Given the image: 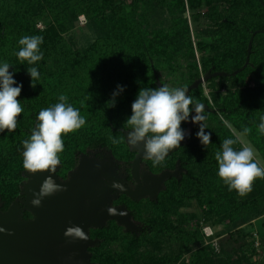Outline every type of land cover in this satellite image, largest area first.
Masks as SVG:
<instances>
[{
    "label": "trees",
    "instance_id": "1",
    "mask_svg": "<svg viewBox=\"0 0 264 264\" xmlns=\"http://www.w3.org/2000/svg\"><path fill=\"white\" fill-rule=\"evenodd\" d=\"M187 8L196 25L195 43L184 16ZM81 13L88 17L87 29L93 37L86 46L79 45L70 32ZM40 20L45 22L44 28L38 27ZM25 35L43 37V59L35 65L21 62L14 55L19 51V39ZM156 57L166 72L173 71L181 57L190 59L188 85L209 69L211 73L229 74L208 81L213 87L217 80L221 85L225 80L230 84L227 93L220 97L213 90L214 105L226 113L240 132L245 127L251 129L246 137L264 156V134L258 131L264 118V0H0V64L8 62L12 66L9 71L16 81L14 86H23L18 99L24 105L17 128L0 132V208L7 210L21 196L25 170L22 142L38 123L40 110L58 103L61 94H66L68 102L86 117L84 127L62 137V169L75 166L78 154L88 146H107L115 154L123 157L127 152L125 158L132 157L124 143L113 144L110 136L124 134L123 125L132 115L131 105L140 89L158 88L152 70V58ZM248 57L249 64L245 66ZM28 67H37L40 73L35 87L31 86ZM251 80L257 81L254 88ZM118 85L124 90L112 106L110 101ZM189 95L210 105L202 85ZM204 115L207 121L219 120L217 112ZM186 124H181L184 131ZM197 133L172 154L181 152L177 158L188 172L167 184L158 201L150 202L147 215L133 200H124L144 223L139 234L125 233L115 222L92 232L100 237L98 247L91 249L94 260L107 264H175L192 244H198L189 264L250 261L243 246L233 247L221 256L215 254L210 245L204 244L199 229L185 226L197 213H184L181 208L194 204L212 224L224 219L237 224L243 214H264V186L260 179L243 197L235 190L229 191L218 176L215 160L223 140L214 135L209 144L203 145ZM241 146L235 145L237 149ZM172 214L178 216L177 220L171 218ZM30 215L25 212L26 218ZM236 233L246 240L248 234ZM116 239L122 241L123 249L112 254L106 246ZM150 240L155 243L153 250L142 251ZM165 240L180 246L163 251Z\"/></svg>",
    "mask_w": 264,
    "mask_h": 264
},
{
    "label": "rangeland",
    "instance_id": "2",
    "mask_svg": "<svg viewBox=\"0 0 264 264\" xmlns=\"http://www.w3.org/2000/svg\"><path fill=\"white\" fill-rule=\"evenodd\" d=\"M80 16H85V20L83 22L80 21ZM184 16L188 19L191 37L195 43L197 39L196 25L192 17V12L189 8L186 9ZM44 24L45 22L40 20L38 22V27L44 28ZM87 24L88 17L86 14L81 13L78 16L74 27L70 31L71 34L76 37L78 44L82 46H86L93 40L92 34H90L87 29ZM157 25L160 24L157 23ZM183 53L184 52L181 51L180 54ZM196 56L199 67L203 69L200 60V53L197 51ZM157 60L158 57L152 58V70L156 76L158 87L164 84H167L169 87H186L187 89L191 87L187 93L189 95L193 89L198 88L200 85L203 86L205 95L210 99V105L204 104V113L217 112L219 114V120L217 122L210 120H204L202 122L206 125V134L211 133V137H214L215 135L221 140H224L227 136L236 138L237 134L242 133L228 118L226 113L214 105V101L211 97L213 90L215 92H219V97L221 94L227 93L230 84L227 80H225L224 84L221 85L217 80L216 84L214 83L215 87H213L212 84L208 82L209 79L217 76L227 77L229 74L217 72L211 73V69H209L205 73L202 72L199 78L195 79L190 85H188V64L190 59H183V57H181L178 60L180 64L175 67L173 71L168 69L167 72L164 70L162 65H159ZM233 75H235V73H233ZM250 86L253 88L257 86V81L251 80ZM194 115L195 111L193 109V112L188 120L190 125L189 134L185 136V139L182 141L180 147L189 143L190 136L193 135L194 132L199 131V125L191 122L192 116ZM188 123L186 124L187 127L185 131L188 129ZM123 132L126 137L127 130L125 129ZM241 139L244 143H250L256 149L258 153L257 159L260 161L261 166H264V156L246 136H243ZM199 142L201 141L199 140ZM124 147L128 149V152H131L132 157L125 158L127 152H125V154L123 153V157L120 156L121 154H115L113 150L107 146H100V149L98 146H88L87 150L85 149L84 151H80L78 154L79 159H77L75 166L72 168L62 169L59 165L54 174L49 172L32 174L27 172V170H24L23 180L21 182V196L13 202L14 205L11 210L10 207L7 210H2L0 208V226L6 231H11L10 233L15 234L12 241L18 248L21 247L19 244L23 241L18 236H24L28 242H31L29 243L31 245H42L44 248L45 245L50 243L49 245H51V248L57 252L58 236L55 231H53L50 238L47 240L41 235L45 233L43 229L48 219L49 224L52 227L54 226L53 224L55 223V219L63 215V213H59V215H51L50 218H48L51 213L55 214L56 212H60L61 202L64 201L67 203L65 210L68 214L69 221L75 222L77 220H83L88 216L105 189L111 187L113 182H119L131 191L136 190L137 186L134 172L135 160L137 155L140 152H143V145L133 148L125 141ZM95 148L97 149L94 150ZM179 148L171 150L168 154V160L163 161L162 164L155 167L153 166L151 160L143 158V153L138 161L140 176L139 193L136 195H129L119 190H114L109 193L104 204L92 221L84 226H80L87 235V240H74L68 237V248L71 253H73L74 259H77L82 254H87L91 264H107L93 259L94 253L91 249L98 247L100 244V237L93 235L94 233L92 232L98 228L105 227L110 222H115L125 233L139 234L143 230L144 223L142 219L135 217L133 211L128 208L124 200H126V197L131 201L133 200L134 205H137L142 214L147 215L150 209V202L158 201L161 191L167 187V184L172 179L180 180L183 175L188 172V169L182 165L180 158H177L181 152L174 154V156L172 155ZM91 151L92 154L90 153ZM93 151L98 153L95 154ZM100 152L104 154L103 157L98 155ZM50 174L53 175V179L56 183L62 185L67 189V191L58 192L52 196L45 197L42 200L40 207H34L31 204V200L34 198L33 193L39 192L42 182ZM260 181V183L264 186V179H260ZM109 207H114L118 212L123 211L127 214L124 216H110L107 211ZM26 211L31 214L28 218L25 217ZM181 212L197 213V216L187 220L185 226L189 230L199 229L204 236V244L210 245L215 254L221 256L224 255L225 251H231L233 247L237 249L243 246L250 259L249 262L247 261L243 264H264V214L256 217L243 214L237 224L231 223L228 219L212 224L205 219L202 210L196 204L182 207ZM171 218L177 220L178 216L176 214H172ZM61 222L62 220H58L56 222V226H59ZM205 227L212 228L214 232L212 236H206L204 232ZM236 232H244L245 234H248L246 240L244 241V239L241 238V234L239 236ZM47 234L48 233H46L45 236ZM232 234L233 236H231ZM37 235L41 239H39ZM40 240L41 244L39 243ZM154 245L155 243L150 240V242L148 241V245H146L148 247H144L142 251L146 250V248L153 250ZM197 245L198 244H192L191 249L184 252L180 260L176 261L175 264H189L193 252L198 248ZM163 246L165 248L163 251H169L171 249H178L180 244L165 240V244ZM106 247L111 250L112 254L118 253L123 249L122 241L119 239L111 241ZM8 250L12 251L11 256H9ZM21 255L22 251H17L16 249L11 250L8 244L7 246L4 245L2 237L0 236V264H36L35 262H26L27 257ZM8 256L10 260L13 258V261H7Z\"/></svg>",
    "mask_w": 264,
    "mask_h": 264
},
{
    "label": "clouds",
    "instance_id": "3",
    "mask_svg": "<svg viewBox=\"0 0 264 264\" xmlns=\"http://www.w3.org/2000/svg\"><path fill=\"white\" fill-rule=\"evenodd\" d=\"M19 51L14 53L21 62L35 65L43 59L40 46L43 37L40 35H25L18 41ZM12 67L8 62L0 64V132L14 131L18 126V117L24 112V105L18 99L22 85H16L13 74L9 71ZM27 72L32 79V87L40 78L37 67H28ZM121 86L113 93L111 105H115V97L123 92ZM186 87H169L167 84L158 88H142L137 98L132 103V115L126 120L123 127L127 136L118 134L110 136L113 144L125 141L133 148L143 145V158L151 160L153 166L162 164L171 150L180 147L185 139L186 132L182 129V122L188 121L199 125L197 138L203 145L211 141V133L206 134V125L202 123L205 106L187 94ZM59 102L40 110L35 128L30 137L23 144V168L32 174L49 172L54 174L61 164V155L65 150L63 136L75 133L86 125V117L80 110L68 102L66 94L59 95ZM83 103V102H82ZM111 131V130H110ZM258 131L264 134V118L258 126ZM251 129L245 127L236 138H226L221 143V150L215 153L218 163V176L227 185L229 191L235 190L240 196H245L253 190L254 181L264 179V166L257 159V151L250 143L241 139L248 135ZM242 146L237 149L235 145ZM48 175L41 184L40 190L33 193L31 204L40 207L45 197L58 192L67 191L62 185L57 184L53 175ZM113 189L123 191L125 186L113 182ZM110 216H124L126 212H118L114 207L107 209ZM6 230L0 227V233ZM11 235V233H8ZM65 236L74 240H87V235L79 226L68 227Z\"/></svg>",
    "mask_w": 264,
    "mask_h": 264
},
{
    "label": "water",
    "instance_id": "4",
    "mask_svg": "<svg viewBox=\"0 0 264 264\" xmlns=\"http://www.w3.org/2000/svg\"><path fill=\"white\" fill-rule=\"evenodd\" d=\"M251 42H252V39H251ZM251 42L249 44V51L251 50ZM248 62H249V57H248V60L245 64V66L247 65ZM190 89H191V87H189L187 90L189 91ZM187 123H188V121H187ZM189 126L190 125L188 123V129L185 131L186 136L189 134V131H190ZM181 144H182V142H181ZM143 153L144 152H140L137 155V158L135 160L136 161L135 166L138 165V161L140 160V157L143 155ZM112 190H114L112 186L105 189L102 196L98 200L97 204L92 208V210L90 211L88 216L83 220H77L75 222H70L69 218H68V214L65 210L67 203L64 201L60 203V208H61L60 212H58V213L56 212L55 214L51 213L48 216V218H50L51 215L56 216V215H59V213H63V215H61L60 217H57L55 219V223L53 224L54 226H52V227L50 226L49 219H48V221L46 222L44 229H43L45 231V233L41 235L44 237V239L47 240L50 238L53 231H55V233L58 236V248L56 249L57 252H55L53 250V248H51V245H49L50 243H48L49 246L45 245L44 248L42 247V245H39V246H36L34 244L31 245V244H29L31 242H28V240L24 236H22V237L18 236L23 240L22 243L19 244L21 247L18 248L16 246V244L12 241V239L14 238L13 236H15V234L14 233H11V235L8 234L11 231H5L4 233H0V236L2 237V241H3L4 245L7 246V244H8L11 250L16 249L17 251L18 250L22 251L21 256L27 257L26 262H28V261L29 262H35L36 264H91L89 261V256L87 254L86 255L82 254L77 259L73 258V253H71L70 249L68 248V246H69L68 245V237L65 236V231L68 227H71V226H79L80 227V226H84V225L88 224L89 222H91L92 219L97 214V212L102 207V205L104 204L107 196L109 195V193ZM123 191L129 195H136L140 191V185L137 182V188L135 191H131L127 188H125V190H123ZM13 205L14 204L12 203L10 206V210L13 207ZM58 220H62V222L59 224V226H56V222ZM46 233H48V234L45 236ZM38 238L41 239L39 236H38ZM39 243L41 244V240ZM77 253H78V251H77ZM82 253H84V252H82ZM8 254H9V256H11L12 251L8 250ZM9 256L7 258V261H13L12 260L13 258L10 260Z\"/></svg>",
    "mask_w": 264,
    "mask_h": 264
},
{
    "label": "flooded vegetation",
    "instance_id": "5",
    "mask_svg": "<svg viewBox=\"0 0 264 264\" xmlns=\"http://www.w3.org/2000/svg\"><path fill=\"white\" fill-rule=\"evenodd\" d=\"M99 149H100V147H98ZM97 148H95L94 150H96ZM86 150H87V148H86ZM91 154H92V151L90 152ZM93 153H95V154H97L98 152H94L93 151ZM99 156H102L103 157V153H101L100 152V154H98ZM106 156V155H105ZM104 156V157H105ZM77 159H79V156H78V158ZM61 167V166H60ZM138 165L137 166H135V168H134V172H135V181H136V186H137V182H138V184H139V179H140V176H139V169H138ZM126 188V187H125ZM128 189V188H127ZM114 190H116V189H114ZM114 190H112V191H114ZM130 190V189H129ZM122 192H124V191H122ZM125 193V192H124ZM125 194H127V193H125Z\"/></svg>",
    "mask_w": 264,
    "mask_h": 264
},
{
    "label": "built area",
    "instance_id": "6",
    "mask_svg": "<svg viewBox=\"0 0 264 264\" xmlns=\"http://www.w3.org/2000/svg\"><path fill=\"white\" fill-rule=\"evenodd\" d=\"M85 20V16H80V21L83 22ZM204 232L206 234V236H212L213 235V230L211 227H205L204 228Z\"/></svg>",
    "mask_w": 264,
    "mask_h": 264
}]
</instances>
